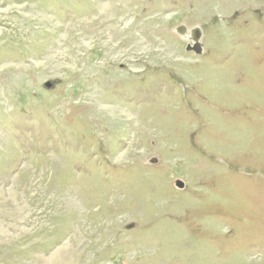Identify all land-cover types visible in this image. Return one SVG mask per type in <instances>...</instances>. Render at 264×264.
<instances>
[{"label":"rangeland","instance_id":"rangeland-1","mask_svg":"<svg viewBox=\"0 0 264 264\" xmlns=\"http://www.w3.org/2000/svg\"><path fill=\"white\" fill-rule=\"evenodd\" d=\"M0 264H264V0H0Z\"/></svg>","mask_w":264,"mask_h":264},{"label":"water","instance_id":"water-1","mask_svg":"<svg viewBox=\"0 0 264 264\" xmlns=\"http://www.w3.org/2000/svg\"><path fill=\"white\" fill-rule=\"evenodd\" d=\"M201 37H202V33H201V31H200L199 29L194 30V32H193V40H194V44H193V46H189V47H188L187 50H188L189 52H194V53L197 54V55H202V53H203V49H202V46H201V44H200ZM45 87H46L47 89L51 90V89L54 88V84H53V83H47V84L45 85ZM176 186H177V188L180 189V190L185 189V184H184L182 181H178V182L176 183Z\"/></svg>","mask_w":264,"mask_h":264}]
</instances>
